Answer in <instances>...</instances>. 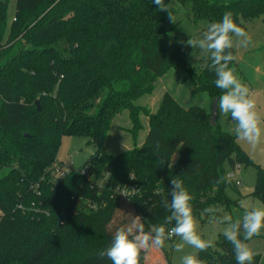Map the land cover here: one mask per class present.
<instances>
[{
	"label": "trees",
	"instance_id": "trees-1",
	"mask_svg": "<svg viewBox=\"0 0 264 264\" xmlns=\"http://www.w3.org/2000/svg\"><path fill=\"white\" fill-rule=\"evenodd\" d=\"M7 1L0 0V172L6 170L0 175V264H112L99 253L117 228L131 223L130 215L141 217L145 231L170 215L162 201L171 199L172 178L192 195L197 220H211L203 211L210 206L222 216L239 205L225 193L235 185L224 164L253 167L250 196L264 203V169L217 121L209 124L210 111L184 108L168 93L155 112L135 104L170 69L190 80L193 95L204 92L212 101L223 94L209 70L210 54L198 70L189 63L183 41L167 27V12L152 0H15L10 23ZM176 1L206 27L228 11L242 28L264 15V0ZM121 110L129 112L133 148L109 154L110 124ZM141 113L149 128L138 146ZM63 136L86 138L96 151L82 168L54 178ZM131 187L134 193L118 194ZM195 255L203 264H237L223 234ZM258 261L254 256L252 264Z\"/></svg>",
	"mask_w": 264,
	"mask_h": 264
},
{
	"label": "clouds",
	"instance_id": "clouds-1",
	"mask_svg": "<svg viewBox=\"0 0 264 264\" xmlns=\"http://www.w3.org/2000/svg\"><path fill=\"white\" fill-rule=\"evenodd\" d=\"M161 12H167L168 19L174 23L175 16L169 10L170 4L165 0H152ZM235 43L241 47L251 44V37L244 28L238 26L233 20L231 11L225 12L222 20L210 23L200 39H188L186 46L193 49L199 48L204 53L210 54L211 64L209 70L216 74L215 85L222 90L215 102L216 109L222 115L230 114L235 122L234 133L240 141H245L255 149L264 139V119L257 111L256 100L252 98L249 88L242 83L230 63L236 58L230 50ZM159 148V144H157ZM163 165L166 162L161 160ZM170 167V166H169ZM170 201L163 200L162 206L170 215L164 218L159 226H152L150 231H145L144 223L140 216H133L131 223L117 228L109 247L102 250L99 255L107 257L112 264H140L142 251L153 248H163L165 242L179 237L181 243L175 244L177 252L183 251L185 245L198 251H205L214 247V241L203 239L198 234V221L193 215L191 201L192 195L179 178L170 181ZM245 212L242 218L233 220L228 214L218 216L221 211L215 206L205 208L204 213L210 214L211 222L226 225L223 236L229 241L235 252L237 264H252L255 253L246 241L261 235L264 230V207H251L242 202ZM172 225L171 227H167ZM182 264H203L195 254L182 257Z\"/></svg>",
	"mask_w": 264,
	"mask_h": 264
},
{
	"label": "rangeland",
	"instance_id": "rangeland-1",
	"mask_svg": "<svg viewBox=\"0 0 264 264\" xmlns=\"http://www.w3.org/2000/svg\"><path fill=\"white\" fill-rule=\"evenodd\" d=\"M168 2H170V6L174 10L173 15L175 16V22L172 23L168 19L167 27L171 28L170 33L173 37H176L179 41H183V47L189 51L188 62L195 66L198 70V68L204 64L203 61L207 54L199 48L193 49L191 46H186V41L190 38H202L203 33L207 30L206 23L203 20H194L190 14V7H185L176 0H168ZM7 6L6 21L10 23L16 7L15 0H8ZM261 18H264V15L255 18L258 20H254L253 23H245L244 29L248 36L251 37V44L248 47L245 48L238 46L235 43L237 38H234L233 48H235V54L238 56H244V58L239 61L238 66L232 65L231 68L235 70V74L237 75L238 79L239 70H242L246 77L245 80L248 79L251 85L252 81L250 75L253 73V65L260 58L264 63V47H253L256 42H261V44L264 46V19L261 20ZM261 44L259 46H261ZM57 47L62 50L64 43L59 42ZM154 85L155 87L151 93L141 96L135 100L136 105H141L146 107L151 112H155L160 100L163 97V94L168 93L177 101L178 104L184 108L199 106L206 109L207 111H210L211 98H209V96L204 92L194 95L191 94V82L190 80L183 79V74L180 70H178V72L174 69L166 71L161 77L157 78ZM251 95L252 98L256 100L258 113L261 115L262 119H264V91H262V88L257 87L254 93ZM140 120L143 129H141L137 134L136 144L138 146L143 144L144 137L147 134L149 128L147 126V117L144 116L143 113L140 114ZM218 121L220 124H222L221 127L224 132L227 131L236 137L234 133L235 122L231 119L230 114L222 115L218 112ZM131 127L129 112L127 110H121L118 112V114L111 121L108 140L109 143L105 151L109 154H118L121 151L133 148L131 134L128 131ZM262 127H264V124H262ZM237 141L245 153L248 154V156L252 159L253 163L264 169V139H262L261 143L255 149H253L252 146L245 141H240L239 139H237ZM95 151L96 147L93 144H88L86 138L78 136H63L61 138L60 147L57 151L56 159H59V161L64 164L71 163L73 169H80L88 159V156ZM223 170L225 174L233 171L241 183V186L238 189L228 186V188L225 190L227 197L235 200L241 196L242 199L240 200V205L238 208H232L231 211L228 212L223 211L221 212L222 215H231L234 220L242 218L244 214L243 210L245 209L241 206L242 202L247 204L249 208L264 207V203L261 200H258L252 196H246L252 192L254 186L253 183L255 182L256 170L253 167H242L235 165L232 168L228 164H224ZM5 172L6 170L3 169L0 172V175L4 174ZM104 178L99 179V182L103 183ZM125 212H128L127 209ZM197 221L199 225L198 234H200L201 237L206 240L211 239L215 241L220 234H223V229L226 227V225L213 223L211 220L204 222H200L199 220ZM181 242L182 241L179 239V241H177L175 244ZM246 243L249 244L250 248L255 253L254 256H259V264H261V261L262 264H264V230L261 231V235L253 237L252 240L247 241ZM175 244L174 246H171L170 241H166L165 246L162 248L166 253L169 252L170 256L168 261L164 259V252L162 249L153 248L155 251L150 250L149 253L147 250L145 252L146 257L144 256L146 264H182L183 256L187 254H196L198 252V250L188 245H185L183 251L177 252L175 250ZM157 256L161 257V261L158 262L159 257Z\"/></svg>",
	"mask_w": 264,
	"mask_h": 264
},
{
	"label": "crops",
	"instance_id": "crops-1",
	"mask_svg": "<svg viewBox=\"0 0 264 264\" xmlns=\"http://www.w3.org/2000/svg\"><path fill=\"white\" fill-rule=\"evenodd\" d=\"M264 18H261V20H263ZM254 20H258V19H254ZM254 20L253 21H250V23H253L254 22ZM205 29H206V27H205ZM261 44V42H256L255 43V45L253 46V47H255V46H258V47H264L262 44H261V46H259ZM252 47V48H253ZM233 50H234V52H235V48H233ZM234 56L236 57L235 59H234V62H235V66H238V63H239V61L241 60V59H243L244 58V56H238L237 54H234ZM263 60L260 58L254 65H253V73H252V75H250V78H251V83H252V85L250 84V82H249V80L247 79V80H245V75L243 74V72H242V70H239V80L242 82V83H244L248 88H249V90H250V93L251 94H253L254 93V91L256 90V88L257 87H260V88H262V91H264V63L262 62ZM208 102V101H207ZM216 121H217V123L218 124H220L219 123V121H218V113H217V118H216ZM222 124H220V126H221ZM221 129H222V127H221ZM227 132V131H226ZM229 133V132H228ZM240 145V144H239ZM241 147V146H240ZM242 148V147H241ZM59 160V159H58ZM235 179L237 180V181H239L238 180V178L236 177V175H235ZM241 183H240V181H239V185L238 186H233V188H235V189H238L241 185H240ZM253 185H254V183H253ZM253 188H254V186H253ZM253 191V190H252ZM251 194V193H250ZM250 194H247L246 196H250ZM242 199V197L241 196H239L238 197V201H239V205H240V200ZM239 205H238V207H239ZM245 212V209L243 210V213ZM247 242V241H246ZM151 251L153 250V251H155L154 249H150ZM150 250H148V253H149V251ZM147 251V250H146ZM147 255V254H146ZM146 257V256H145ZM157 257H159V256H157ZM153 258H154V256H153ZM159 261H161V257H159V260H158V262ZM143 264H146V260H144V263ZM261 264H262V261H261Z\"/></svg>",
	"mask_w": 264,
	"mask_h": 264
},
{
	"label": "built area",
	"instance_id": "built-area-1",
	"mask_svg": "<svg viewBox=\"0 0 264 264\" xmlns=\"http://www.w3.org/2000/svg\"><path fill=\"white\" fill-rule=\"evenodd\" d=\"M73 170L72 168V164H64L61 161L57 160V162H55L51 168V175H53L54 178H64L68 175L69 172H71ZM83 172V171H82ZM226 179L232 181V183L235 186L239 185V181H237L235 179V173L233 171L228 172L226 174ZM135 188L131 187L130 189H126V188H122L120 190H118V194L121 196H125L127 194L130 193H134L135 192ZM40 193L37 192V195H39ZM33 205V204H32ZM60 224H62V221L60 222Z\"/></svg>",
	"mask_w": 264,
	"mask_h": 264
},
{
	"label": "water",
	"instance_id": "water-1",
	"mask_svg": "<svg viewBox=\"0 0 264 264\" xmlns=\"http://www.w3.org/2000/svg\"><path fill=\"white\" fill-rule=\"evenodd\" d=\"M217 97H214L210 104V117H209V124H214L217 118L218 110L216 109L215 102L217 101ZM36 105H38V102H36Z\"/></svg>",
	"mask_w": 264,
	"mask_h": 264
}]
</instances>
